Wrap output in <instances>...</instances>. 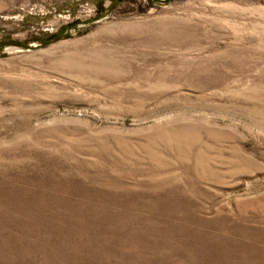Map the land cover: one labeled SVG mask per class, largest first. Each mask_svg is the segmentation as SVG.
<instances>
[{
    "label": "rangeland",
    "instance_id": "obj_1",
    "mask_svg": "<svg viewBox=\"0 0 264 264\" xmlns=\"http://www.w3.org/2000/svg\"><path fill=\"white\" fill-rule=\"evenodd\" d=\"M0 264H264V0H0Z\"/></svg>",
    "mask_w": 264,
    "mask_h": 264
}]
</instances>
